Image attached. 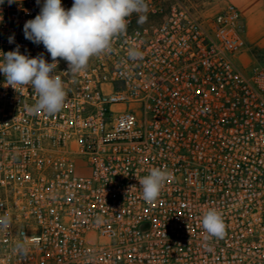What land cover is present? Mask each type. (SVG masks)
<instances>
[{
    "label": "built area",
    "instance_id": "obj_1",
    "mask_svg": "<svg viewBox=\"0 0 264 264\" xmlns=\"http://www.w3.org/2000/svg\"><path fill=\"white\" fill-rule=\"evenodd\" d=\"M147 3L146 22L128 17L111 54L78 74L60 61L54 115L32 114L33 88L0 73V216L11 220L0 264H264V64L248 60L240 9ZM39 11L0 0V63L17 45L51 62L24 37ZM153 167L170 178L148 203L139 179ZM209 208L223 239L205 240Z\"/></svg>",
    "mask_w": 264,
    "mask_h": 264
},
{
    "label": "clouds",
    "instance_id": "obj_2",
    "mask_svg": "<svg viewBox=\"0 0 264 264\" xmlns=\"http://www.w3.org/2000/svg\"><path fill=\"white\" fill-rule=\"evenodd\" d=\"M36 4L40 11L34 19L25 22L24 37L36 45L42 44L51 62L43 53L35 57L21 54L17 45L15 50L2 53L0 73L14 89L16 85H30L38 99L29 111L48 115L61 111L65 103L64 81L56 71L60 61L67 63L68 73L86 70L91 57L112 53V41L126 32L128 17L135 13L137 23L143 24L149 10L147 0H73L69 9L62 6L61 0H43L42 4L41 0H36ZM13 42L14 37L10 36L9 43ZM127 56L130 60H138L142 59L143 53L137 47H130ZM169 178L168 170L151 168L139 179L142 198L148 203L156 201ZM201 222L207 233L206 241L224 238L226 226L217 209L209 208L203 212ZM10 225L11 220L6 214L0 216V230H6ZM16 248L22 254L25 252L22 242Z\"/></svg>",
    "mask_w": 264,
    "mask_h": 264
},
{
    "label": "rangeland",
    "instance_id": "obj_3",
    "mask_svg": "<svg viewBox=\"0 0 264 264\" xmlns=\"http://www.w3.org/2000/svg\"><path fill=\"white\" fill-rule=\"evenodd\" d=\"M169 9L175 2L187 4L193 10L201 12L205 16H212L219 12L227 4H235L240 9L243 35L246 40L248 60L251 63L264 64V29L254 18L264 16V0H256L257 8L251 10V0H162Z\"/></svg>",
    "mask_w": 264,
    "mask_h": 264
},
{
    "label": "crops",
    "instance_id": "obj_4",
    "mask_svg": "<svg viewBox=\"0 0 264 264\" xmlns=\"http://www.w3.org/2000/svg\"><path fill=\"white\" fill-rule=\"evenodd\" d=\"M257 2H256V0H251L250 1V7H251V10L252 11H255V9L257 8ZM262 16H264V12H263V15ZM256 21H258L259 23H260V25H262V29H264V17H262V18H258L257 16H255V18H254Z\"/></svg>",
    "mask_w": 264,
    "mask_h": 264
}]
</instances>
